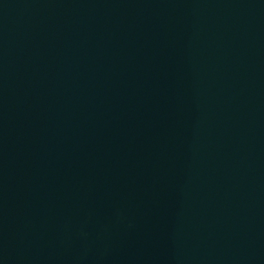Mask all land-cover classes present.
Segmentation results:
<instances>
[{"label": "water", "instance_id": "1", "mask_svg": "<svg viewBox=\"0 0 264 264\" xmlns=\"http://www.w3.org/2000/svg\"><path fill=\"white\" fill-rule=\"evenodd\" d=\"M0 264H264V0H0Z\"/></svg>", "mask_w": 264, "mask_h": 264}]
</instances>
